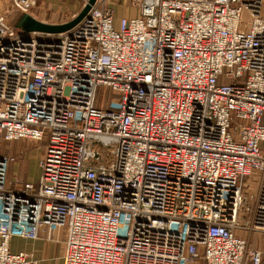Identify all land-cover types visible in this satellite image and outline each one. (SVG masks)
I'll return each mask as SVG.
<instances>
[{
    "label": "built area",
    "instance_id": "2783aa9c",
    "mask_svg": "<svg viewBox=\"0 0 264 264\" xmlns=\"http://www.w3.org/2000/svg\"><path fill=\"white\" fill-rule=\"evenodd\" d=\"M109 1L57 35L0 18V143L45 142L35 183L0 154V264L42 228L62 264H264L260 0Z\"/></svg>",
    "mask_w": 264,
    "mask_h": 264
},
{
    "label": "crops",
    "instance_id": "0c3cea01",
    "mask_svg": "<svg viewBox=\"0 0 264 264\" xmlns=\"http://www.w3.org/2000/svg\"><path fill=\"white\" fill-rule=\"evenodd\" d=\"M13 1L15 0H0V18H3L11 26L15 25L21 14L15 11ZM86 2L87 0H37L36 7L28 11L27 14L39 22L49 25H60L73 20ZM112 8L115 21L121 17L138 15L137 9L130 5L127 0H115ZM20 182L35 183L31 180H20ZM64 242V231L58 230L48 236L47 230L42 228L36 240L12 238L9 241V251L13 254H27L38 261V264H51L53 260H55L56 264H62Z\"/></svg>",
    "mask_w": 264,
    "mask_h": 264
},
{
    "label": "rangeland",
    "instance_id": "374dc122",
    "mask_svg": "<svg viewBox=\"0 0 264 264\" xmlns=\"http://www.w3.org/2000/svg\"><path fill=\"white\" fill-rule=\"evenodd\" d=\"M109 2H110V6L113 7V2H115V0H110ZM129 3L130 5H132L131 1H129ZM259 3H260L259 6L260 15L264 16V0H260ZM15 11L17 12V10ZM240 21L243 24H247L249 22V17L245 11H243L242 14L240 15ZM13 32L15 33V35L20 36L21 34V30L18 28H13ZM44 145H45L44 141L38 143V142L20 140L15 142L0 143V154L7 155L13 158V163H11L8 169V175H7L8 179L10 178L17 181L31 180L32 182H36L39 177L37 161ZM255 238L256 237L253 236L252 240L255 241ZM199 255H200L199 260H197L193 264H203V261L201 259L200 249H199ZM51 264H56L55 260H53Z\"/></svg>",
    "mask_w": 264,
    "mask_h": 264
},
{
    "label": "water",
    "instance_id": "95a60500",
    "mask_svg": "<svg viewBox=\"0 0 264 264\" xmlns=\"http://www.w3.org/2000/svg\"><path fill=\"white\" fill-rule=\"evenodd\" d=\"M96 0H87L86 4L78 15L71 21L60 25H49L33 19L26 13L19 15L13 28L21 30L20 37H28L30 34H48L57 35L71 30L75 27L89 12Z\"/></svg>",
    "mask_w": 264,
    "mask_h": 264
}]
</instances>
